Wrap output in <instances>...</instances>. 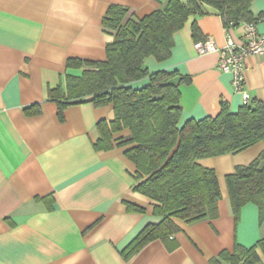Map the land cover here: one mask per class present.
Listing matches in <instances>:
<instances>
[{"label":"crops","instance_id":"obj_1","mask_svg":"<svg viewBox=\"0 0 264 264\" xmlns=\"http://www.w3.org/2000/svg\"><path fill=\"white\" fill-rule=\"evenodd\" d=\"M166 1L0 0V264H211L235 243L250 248L263 237L264 223L259 224L254 205L244 206L235 223L224 180L258 157L264 150L259 142L237 154L197 161L217 176L221 200L216 219L174 220L178 233L124 260L121 252L161 218L153 215L152 201L133 191L135 168L124 156L126 147L94 150L97 124L113 120L112 106L86 102L68 107L59 120L56 103L47 97L66 75H81L83 69L67 68V60H105V47L113 39L102 28L109 6L128 8L142 19ZM249 11L264 15V0H253ZM207 12L189 17L173 35L168 59L144 61L149 74L176 72L190 79L179 87L178 128L189 120L214 118L222 106L229 113L243 106L231 76L218 68V54L198 55L194 49L205 38L218 47L225 43L221 18ZM255 25L264 36V16ZM244 32L240 25L229 36L240 44ZM244 65L248 104H264V57L249 56ZM148 84L142 79L128 87L139 90ZM34 104L41 113L26 116L24 109ZM125 203L145 213L128 212Z\"/></svg>","mask_w":264,"mask_h":264},{"label":"trees","instance_id":"obj_2","mask_svg":"<svg viewBox=\"0 0 264 264\" xmlns=\"http://www.w3.org/2000/svg\"><path fill=\"white\" fill-rule=\"evenodd\" d=\"M253 0H167L160 9L137 19L125 7L109 6L102 20L103 31L113 39L105 47L104 61L69 59L67 68L83 69L80 76L66 75L63 84L48 90L47 97L57 105L59 120L71 106L90 103L94 107L111 105L113 120L97 124V152L125 148L124 156L133 164V191L154 203L158 224L147 225L121 252L130 259L150 242L168 238L180 229L174 220L192 224L216 219L221 192L215 172L197 161L237 154L264 142V104L252 102L236 113L222 106L219 114L200 121L189 120L178 128L181 116L179 87L190 79L176 72L149 74L147 57L158 62L169 58L173 35L191 16L207 15L213 10L223 26L236 28L256 24L263 14L249 11ZM197 39L199 30L192 25ZM147 79L139 90L128 87ZM41 113L38 104L24 109L26 116ZM124 132L128 136L123 137ZM225 186L235 223L241 209L254 205L259 224L264 223V150L247 166H238L225 176ZM128 212L143 214L139 206L125 203ZM50 208V207H49ZM264 235L252 247L239 244L222 251L211 264H263Z\"/></svg>","mask_w":264,"mask_h":264},{"label":"built area","instance_id":"obj_3","mask_svg":"<svg viewBox=\"0 0 264 264\" xmlns=\"http://www.w3.org/2000/svg\"><path fill=\"white\" fill-rule=\"evenodd\" d=\"M242 25L245 32L240 44L235 43L229 36L232 28L227 25L223 26L225 43L222 47L216 46L210 38H205L203 41L195 42L194 49L198 55L218 54L219 70L231 76L233 90L242 94L243 105H247L249 97L243 91L245 82L244 60L249 56L264 57V36L256 32L255 24L246 23Z\"/></svg>","mask_w":264,"mask_h":264}]
</instances>
